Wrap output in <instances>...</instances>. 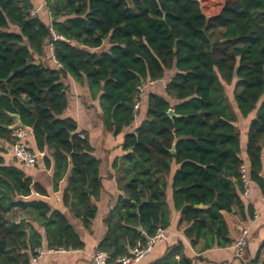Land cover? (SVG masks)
<instances>
[{
    "label": "trees",
    "instance_id": "1",
    "mask_svg": "<svg viewBox=\"0 0 264 264\" xmlns=\"http://www.w3.org/2000/svg\"><path fill=\"white\" fill-rule=\"evenodd\" d=\"M33 8L0 0V141L14 146L19 116L36 150L48 152L55 191L67 181L63 205L88 230L103 188L100 161L77 122L63 117L64 79L86 84L115 137L135 127L144 94V117L113 164L121 195L97 251L109 263L130 255L170 227L171 210L193 249L233 245L247 220L243 164L264 195V0L226 2L210 17L198 0H48L36 17ZM50 44L57 68L36 59ZM163 81L164 94L149 91ZM239 116H251L244 153ZM8 155L0 145V264H31L45 245L84 250L69 217L39 198L46 190ZM18 212L29 219L13 218ZM153 264L193 260L179 241Z\"/></svg>",
    "mask_w": 264,
    "mask_h": 264
},
{
    "label": "crops",
    "instance_id": "2",
    "mask_svg": "<svg viewBox=\"0 0 264 264\" xmlns=\"http://www.w3.org/2000/svg\"><path fill=\"white\" fill-rule=\"evenodd\" d=\"M30 1L34 6L32 11L39 10L42 1ZM44 10L45 7L38 12L37 16ZM36 59L37 61L40 59L38 62L45 66L57 68L56 61L53 59L51 52H48V57L45 52L43 57H37ZM64 84L68 88V108L63 114V117L72 118L77 122L78 132L80 135H83L84 138H87L93 148L94 156L100 161L99 176L101 177L103 188L98 199L94 200L98 209L97 216L92 221L89 229L86 230L83 228L81 222L74 219L69 209L63 205V192L66 188L67 181L61 184L59 191H55L52 169L47 168L44 162V156H49L48 152L39 153L29 134L27 141L30 149L37 156V166L35 168L23 166V171L28 177L32 178L35 183L40 184L46 190L47 196H39V198L48 202L53 209H60L63 211V213L69 217L71 223L75 226L76 231L85 243L84 250L53 253H50L45 245L42 248L44 255L33 259L31 264H91L92 255L97 251V247L107 230L103 220L116 205L117 199L121 195V191L118 189L117 175L116 171L113 169V164L125 154L121 148L125 134L127 132H132L138 127L146 111L147 99L143 96L144 94H142L143 106L141 116L136 120L135 127L131 130L127 129L124 133L115 137L105 129L101 118L102 112L99 100L91 97L86 84H80L70 76L64 79ZM160 84V90L162 94H164L166 81ZM154 85L156 84L151 83V85H149V91H154ZM250 120L251 116L248 118L239 116V121L235 123V126L240 129L243 153L246 150V136ZM0 145L8 151L9 159L12 161L14 158L13 147L1 141ZM262 175L264 176V171ZM171 196V190L169 189L168 201L170 204ZM241 198L246 208L245 213L247 217L243 226L244 230L248 229L249 231V244L244 261L235 257L233 249L234 244L224 249L213 248L206 251H202L203 244H200L196 250L193 249L190 242L184 236V229L178 228L179 213L171 210V225L165 230L167 240L158 243L151 250L150 254L139 264H153L159 261L165 256L168 249L176 245L179 241L183 242L185 255L193 260V264H253L252 262L257 259L259 264H264V249H261L264 240V195L260 188L250 181L247 194H243ZM250 207L254 210L253 219L248 218V208Z\"/></svg>",
    "mask_w": 264,
    "mask_h": 264
},
{
    "label": "built area",
    "instance_id": "3",
    "mask_svg": "<svg viewBox=\"0 0 264 264\" xmlns=\"http://www.w3.org/2000/svg\"><path fill=\"white\" fill-rule=\"evenodd\" d=\"M42 4L39 10H34L31 12V16L35 17L37 16L38 12L42 8H46L48 0H41ZM51 33L54 37V40H58L59 37L55 34L53 29L51 28ZM49 49L51 52V55L53 59L54 57V46L53 44L49 45ZM141 91V89H140ZM140 106V102L136 103L135 110H138ZM82 138H84L83 135H80ZM28 137H29V131L25 129L24 127L18 128L16 130H13V138H14V146H13V156L18 161L22 162L24 166L29 168H35L37 166V156L36 154L30 149L28 145ZM241 175L242 180L244 183L245 191L243 194H247L248 192V185L250 184V180L247 175V168L246 165L243 164L241 167ZM167 240V235L164 230L159 229L157 233L153 237H147L146 244L144 246H141L134 251L130 255L120 257L113 263H109V257L106 253L101 251H96L91 258V264H139L144 258H146L151 250L161 242H164ZM249 244V231L248 229L243 230L239 238L236 240V242L233 245L235 257L239 260L244 261V257L247 252V247ZM65 250L59 249V250H49L50 253L53 252H63ZM44 255V252L42 250H39V256L41 257Z\"/></svg>",
    "mask_w": 264,
    "mask_h": 264
},
{
    "label": "rangeland",
    "instance_id": "4",
    "mask_svg": "<svg viewBox=\"0 0 264 264\" xmlns=\"http://www.w3.org/2000/svg\"><path fill=\"white\" fill-rule=\"evenodd\" d=\"M198 1L200 2L201 6H202V10H203L204 14L206 16L210 17V16H214V15L218 14L226 2H232L235 0H198ZM48 49L46 50V56L47 57H48V52H50V50H48ZM38 61H40V59H38ZM233 87H234V84L230 87H227L229 98H231V91L233 90ZM153 89H154V91H160L161 84L159 83L158 85H154ZM240 126H241V124H240ZM12 217L15 219H18L21 217L29 219V216H27L26 214L20 213V212L14 213L12 215Z\"/></svg>",
    "mask_w": 264,
    "mask_h": 264
},
{
    "label": "water",
    "instance_id": "5",
    "mask_svg": "<svg viewBox=\"0 0 264 264\" xmlns=\"http://www.w3.org/2000/svg\"><path fill=\"white\" fill-rule=\"evenodd\" d=\"M169 115H170V116H174V112H173V111H170V112H169ZM15 117H16V119H17V123H16L15 125H13V126L10 128L12 131H13V130H16V129H18V128L23 127V124L21 123L19 116H15ZM0 193H1V198H3V197L6 196V192L3 191L2 189H0ZM199 207H202V206H199ZM21 223H22V221H21Z\"/></svg>",
    "mask_w": 264,
    "mask_h": 264
}]
</instances>
